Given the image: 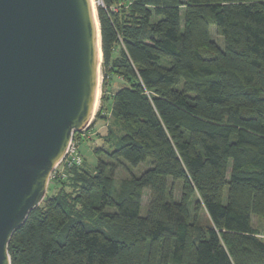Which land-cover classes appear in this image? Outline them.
<instances>
[{
	"label": "trees",
	"instance_id": "trees-1",
	"mask_svg": "<svg viewBox=\"0 0 264 264\" xmlns=\"http://www.w3.org/2000/svg\"><path fill=\"white\" fill-rule=\"evenodd\" d=\"M100 1L102 101L108 79L122 86L90 126L107 119L103 152L140 174L117 197L104 161L93 177L72 166L77 197L52 181L12 236V264H264V0ZM72 202L111 232L73 219Z\"/></svg>",
	"mask_w": 264,
	"mask_h": 264
},
{
	"label": "water",
	"instance_id": "water-1",
	"mask_svg": "<svg viewBox=\"0 0 264 264\" xmlns=\"http://www.w3.org/2000/svg\"><path fill=\"white\" fill-rule=\"evenodd\" d=\"M97 79L89 0H0V264L91 124Z\"/></svg>",
	"mask_w": 264,
	"mask_h": 264
},
{
	"label": "rangeland",
	"instance_id": "rangeland-1",
	"mask_svg": "<svg viewBox=\"0 0 264 264\" xmlns=\"http://www.w3.org/2000/svg\"><path fill=\"white\" fill-rule=\"evenodd\" d=\"M95 4H96V8L98 5L103 6V3L100 0H95ZM112 9L115 10L116 7H113ZM97 16H98V13H97ZM156 21H157L156 18L153 19V22H156ZM211 36H212V39L219 46L222 47L224 45L223 39L217 35L214 26L211 27ZM119 54L120 53H118L117 55L119 56ZM117 55L114 56L112 60H114L117 57ZM103 61H104V58L101 56L100 99H99V103H98L99 105H98L95 115L97 114L98 110H100L101 106H103V109H104L102 112V115H105L109 112V105H110L109 98H111V94H112L114 87L117 86L116 82L119 81V79H112L113 77L111 79H108L109 81L108 90L106 91V94H105V98H104L105 101H102ZM94 121H95V116L92 119L91 124ZM90 125L87 127L86 131H78L75 134V142L80 145L79 151H80V156L82 158V164L78 165L77 167L78 169L73 170L71 167H68L65 164L66 160L65 162L61 163V165H59V167L52 173L46 196H49L51 194H54L55 192H58V189L61 186V184L60 185H58L57 183L53 184L52 181L56 182V178L59 177L61 180L65 181V184L63 185V187L66 189V191L70 193L72 197L76 198L80 191V184L78 182L76 183V182L68 181L71 177H73V176L71 177L69 176L70 171L72 170L76 172L79 171L77 172V174H75L77 178L80 177L81 174L82 176L87 174L89 177H93L97 173V167L100 161H104L106 164H108L109 169L111 168L114 169L116 195L119 194L124 181L130 179L133 176H139L140 170H137L138 168L131 167L122 161H114L109 156L108 153L103 152L104 149L105 150L109 149L107 148L109 147V144L106 145L104 141V138L108 135L107 119L106 120L99 119L96 122V125L94 126V128H91ZM113 129L115 131L117 129L116 126H114ZM179 195H180V190L178 189L177 196ZM43 202L41 204H43ZM149 203H150V192L147 190L145 191L144 197H143V205L141 207V216H147L148 210H149ZM72 205L73 206L71 208V214H72L73 219H76L79 215H82L85 222L89 226L103 229L108 233L111 232L110 228L104 222H100L98 217L91 214L88 209L84 208L82 205H78V204L75 205L74 202H72ZM95 205L98 206V202H95ZM106 212L111 213L113 211L111 209H108L106 210ZM191 217H192L193 222L198 226L206 227L208 225L209 220H208L207 214L204 209H201V211L197 214L194 211V207L191 206ZM253 226L254 228L264 233V221L260 219L259 217L257 216L253 217Z\"/></svg>",
	"mask_w": 264,
	"mask_h": 264
},
{
	"label": "bare ground",
	"instance_id": "bare-ground-1",
	"mask_svg": "<svg viewBox=\"0 0 264 264\" xmlns=\"http://www.w3.org/2000/svg\"><path fill=\"white\" fill-rule=\"evenodd\" d=\"M89 1L91 3V6H92L94 25H95V31L97 34V43H98V79H97V91H96V96H95V104H94L93 115H92V119H93L95 116V113L97 111V108L99 105L98 103H99V99H100V84H101L100 67H101V56L103 57V54H102V50H101V32H100L101 30H100L99 21H98L97 8H96L95 0H89Z\"/></svg>",
	"mask_w": 264,
	"mask_h": 264
},
{
	"label": "built area",
	"instance_id": "built-area-1",
	"mask_svg": "<svg viewBox=\"0 0 264 264\" xmlns=\"http://www.w3.org/2000/svg\"><path fill=\"white\" fill-rule=\"evenodd\" d=\"M87 127L88 126H86L85 128H83L80 131H86L87 130ZM76 132H78V131H76ZM75 133L73 134L72 139L69 142V145L67 147L65 156H64V158H63V160L61 162V163H63L66 160V163L65 164L68 167H72L74 165H81L82 164V158L80 156V151H79V146L80 145L75 142ZM61 163L59 165H61ZM59 165L54 169V171L59 167Z\"/></svg>",
	"mask_w": 264,
	"mask_h": 264
},
{
	"label": "crops",
	"instance_id": "crops-1",
	"mask_svg": "<svg viewBox=\"0 0 264 264\" xmlns=\"http://www.w3.org/2000/svg\"><path fill=\"white\" fill-rule=\"evenodd\" d=\"M116 83H117V86L114 87L111 96L114 95V94L117 92V90H118L119 88H121V86H122V80H119V81H117Z\"/></svg>",
	"mask_w": 264,
	"mask_h": 264
}]
</instances>
